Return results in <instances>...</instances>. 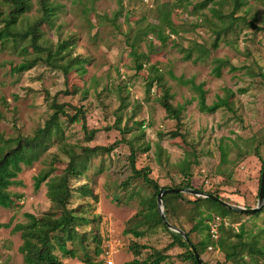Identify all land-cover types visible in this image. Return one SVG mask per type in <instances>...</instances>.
<instances>
[{
    "label": "rangeland",
    "instance_id": "rangeland-1",
    "mask_svg": "<svg viewBox=\"0 0 264 264\" xmlns=\"http://www.w3.org/2000/svg\"><path fill=\"white\" fill-rule=\"evenodd\" d=\"M27 1L30 10L23 15L24 24L18 26L24 31L41 15L40 0ZM49 1L58 7V13L53 27L40 29L42 40L54 46L64 41L71 43L67 52L87 62L83 66L88 74L81 78L84 82L73 73L69 88L61 71L44 64L22 75H13L12 64L19 65L33 55L30 40L23 41L22 48L18 49L0 43V133L5 139L33 136L52 114L46 101L49 95L65 104L71 116L84 107L82 121L89 131L96 132L93 140H87L83 122L70 124L66 118L61 119L64 142L74 147L77 154L83 153L82 148L114 147L110 152L92 157L86 172L71 180L70 208L88 220L77 229L80 236H85L83 246L80 241L74 245L80 255L84 246L91 257L98 246L103 253L115 247L118 251L112 257L114 264H125L136 258L145 260L152 249L165 252L172 242L163 226L153 227L143 239L123 234L126 227L132 229L135 225L136 220L130 221L140 211L141 200L153 195V190L141 178L133 176L129 160L131 145L138 150L136 168H149L150 177L162 188L185 183L180 163L188 155H197L199 164L192 168L193 189L216 193L234 206L248 209L258 206L264 163V32L256 28L264 27V0H245V6L236 12L234 19L232 0L222 3L221 7L213 2L204 6L208 0ZM213 8L221 9V19L212 15ZM5 9L8 13V8ZM168 11L169 23L178 34L163 44L151 29L158 26L166 35L170 33L163 22V15ZM219 29L223 35L219 47L214 49ZM195 45L210 51L207 61L184 60L188 51L193 50L194 57L198 55L199 48ZM135 51L139 57H148L143 60L142 72L137 70ZM214 59H225L237 70L225 67L221 77L216 78L212 73ZM153 66L156 71L152 70ZM154 74L162 77L164 87L155 83L149 94L147 85ZM171 75L205 84L209 105L223 96L225 89L234 91L233 110L223 109L215 114L200 112L194 101L196 93ZM165 88L173 96V105L184 108L180 126L159 104ZM173 132L183 135L186 141L181 136L172 138ZM136 139L140 140L136 142ZM54 141L39 162L23 168L18 184L10 188L19 207L1 209L0 223L13 221L14 227L27 222L26 213L41 217L50 210L46 184L35 191L34 183L35 177L53 160H58L55 165L58 172L68 165V155L60 150L55 138ZM117 142L120 143L116 145ZM223 144L227 146V162H222ZM254 147L260 148L259 157L244 155ZM183 196L184 201L172 204L171 224L189 232L199 212L205 217L219 215L225 220L221 236L233 237L232 241L238 243L236 236L243 231L246 241L264 246V208L257 216L237 213L223 217L211 212L208 205L187 204V200L195 201L197 197ZM207 235L205 230L191 233L195 243L205 240ZM135 242L150 249L142 250L136 257L130 250ZM21 245L20 234H13L11 229L0 230V264H24L19 251ZM72 247L69 243V248ZM185 253L178 247L166 251L171 259L163 264H192L181 258ZM55 254L61 258L59 250ZM201 258L205 264H233L226 263L225 254L216 244L209 245ZM96 261L106 264L103 254ZM245 261L264 264V259L247 257ZM62 264L83 263L62 259Z\"/></svg>",
    "mask_w": 264,
    "mask_h": 264
},
{
    "label": "trees",
    "instance_id": "trees-1",
    "mask_svg": "<svg viewBox=\"0 0 264 264\" xmlns=\"http://www.w3.org/2000/svg\"><path fill=\"white\" fill-rule=\"evenodd\" d=\"M227 0H208L204 3L206 6L209 2H213L214 5L221 7L222 3ZM245 0H232L233 14L238 12L243 6H245ZM40 17L30 25V27L24 31L18 28L20 24H24L23 20L25 17L23 15L30 10V4L27 0H0V43L3 46L10 45L14 48H22L21 44L23 41L30 40V46L32 47L33 55L28 56L19 65H13L11 67V74L22 75L23 73L29 72L30 70L37 67L39 64H44L53 70L61 71L66 78L67 85L70 84V78L72 74H77L78 80H82L87 76L88 71L83 65L87 62L81 57L73 58L70 53L67 52L72 47L71 43L64 41L58 43L57 46L49 43L46 40H42V34L40 29L44 26L53 27L54 19L57 17L58 7L50 3L49 0H40ZM8 8V13L6 9ZM221 9L213 8L211 10L212 15L221 19ZM171 17L170 11L165 12L163 15V22L169 27L170 33L166 35L165 31L161 30L160 27L153 26L151 32L156 35L161 43H166L170 37L177 35V31L174 29L172 24L169 23ZM237 21V20H234ZM259 32H264V27L256 28ZM223 33L221 29L216 31V40L213 44V48L217 49L219 43L221 42V37ZM45 41V42H44ZM134 48V46L132 45ZM199 48V53L194 57V52L188 51L185 56V61L193 60L194 63L205 62L210 57V51L203 46L195 45ZM136 54V64L138 72H142L144 68L143 60H147L148 57L142 55L139 57ZM214 68L212 70L213 76L220 78L222 75V69L225 67H230L231 71H236L237 68L231 66V64L225 59H214ZM152 70L156 71V67L153 66ZM172 78L179 84L185 87H189L193 92L196 93L197 97L194 101H197L198 109L200 112L205 114H215L220 110H233L232 99L235 97V92L230 89L224 90L223 96H218L216 101L211 105L207 103V91L204 89L205 84H197L193 79H184L182 77L177 78L171 75ZM84 81V80H82ZM162 77L154 74V78L150 80L147 85V93H151L155 83L162 85ZM85 82V81H84ZM72 86H75L72 85ZM69 88V85H68ZM70 94V91H66ZM173 96L170 91L166 88L163 91V95L159 99V104L165 110L167 116L170 119L177 121L178 126L182 124V114L184 108L182 106H174L172 103ZM46 101L52 114L49 120L45 123L44 127L38 128L34 135L31 137H23L21 135L15 138L5 139L0 133V210L1 209H13L19 207L17 198L12 194L10 188L17 185V179L22 173L24 167H31L34 163L39 162L43 155H45L51 146L55 144L54 138L58 141L60 150H62L69 157V162L67 167L62 171L58 172V168L55 167L58 160H53L49 165L42 170L36 177L34 183L35 191H39L43 184L47 187V198L51 203V208L48 212L43 214L41 217H37L33 214H24L26 223H18L13 227V221L8 223H0V230L11 229L13 234H20L22 240V245L19 248L20 253L23 255L24 264H62V259H76L83 264H102V261H96L101 257L103 251L98 246L96 248L94 257H91L88 250L84 246L83 255L79 254V250L74 245L81 242V245L85 243V236H80L78 232V227L82 224H87L88 220L80 215L76 209L70 208L71 199L73 196V189L71 186V180L75 177H80L88 169V162L90 159L98 153L110 152L113 150V146L110 148L106 147H96V148H82L83 153L77 154L74 147L68 145L64 142V133L62 118H66L70 124L82 123L83 131L86 135L87 140H93L95 131H89L84 120V107H82L77 113L71 116L68 113L67 106L65 104L58 103L57 99L47 96ZM120 122V119L118 120ZM123 133H129L128 131H123ZM172 138L182 137L186 141L183 135L178 132L170 133ZM140 139H136L138 142ZM120 143L117 142L116 145ZM131 144V143H130ZM149 150V147L145 149V152ZM221 156L222 162H227V146L221 145ZM138 150L131 145V155L129 157L131 170L133 176L136 178H141L142 181L153 190V195L150 198H144L141 200V209L132 218V221L136 220L135 225L132 229L127 228L124 230L123 234L126 236H133L136 239H143L146 234L152 230L153 227L163 226L166 228L167 232L171 235V244L164 251L157 249H152L151 253L147 256L145 260L134 259L125 264H163L171 259L170 255L166 254L175 247L184 249L186 253L181 255L185 261H191L192 264H198L195 259V252H197L200 257L203 251L209 245H215L225 254L226 263L233 264H247L245 259L248 257L251 260L264 259V246H258L255 241H246L244 238V232L242 231L240 235H237L238 243L232 241L233 237H219V240L215 242L210 233L209 222L219 215H208L203 216L199 212V217H196L194 226L191 231L185 232L183 227L176 224H171L172 216V204L174 201L181 200L184 201L183 194L165 195L163 197L164 209L166 218L172 226L183 231L186 235L184 238L181 234L171 231L167 225H165L158 208L157 197L162 189H167V187L162 188L155 180L150 177L151 170L149 168L138 170L136 168ZM260 148L254 147L253 149H248L245 151L244 155H255L259 157ZM264 162V160H263ZM199 164L197 155L190 157L189 155L184 158L180 163V173L184 178L185 183H181L179 186H172L170 189H185L192 188V168ZM264 163L262 166V170ZM261 170V175H262ZM58 173V174H57ZM125 185V184H124ZM209 185V182H208ZM82 190L88 195L92 196L86 187ZM205 194L214 195L221 200L228 203V200L220 197L216 193L204 192ZM94 197V196H93ZM94 199H96L94 197ZM187 204L193 205H208L211 212L217 213L226 217L227 215L234 214L236 212L223 207L220 203L198 198L195 201H186ZM251 209V208H249ZM259 215L256 213L255 216ZM224 220V219H223ZM224 225L220 227V233L224 231ZM207 231L208 235L205 240L194 242L191 233H200L201 231ZM69 243L72 244V248H69ZM150 249L147 245H140L135 242L130 246V250L137 256L141 254L142 250ZM56 250L61 253V258L55 254ZM203 260V259H202ZM205 264V263H204ZM258 264V263H256Z\"/></svg>",
    "mask_w": 264,
    "mask_h": 264
},
{
    "label": "water",
    "instance_id": "water-1",
    "mask_svg": "<svg viewBox=\"0 0 264 264\" xmlns=\"http://www.w3.org/2000/svg\"><path fill=\"white\" fill-rule=\"evenodd\" d=\"M174 194H190V195H193V196L198 197V198L209 199V200L220 203L223 207L230 209V210H232L238 214L253 215L255 213L260 212L264 208V167H263L262 175H261L260 190H259V197H258V206L256 208L248 209V208H244V207H240V206H234V205H231V204L221 200L220 198H218L214 195L205 194V193L198 191L196 189H193V188L162 189L161 192L159 193L158 197H157V203H158L160 215H161L165 225H167V227L171 231L178 233V234H181L184 238H186V235L183 231H181L178 228H175L174 226L169 224V222L166 218V215H165L163 197L165 195H174ZM194 254H195V259H196L197 263L198 264H204V261L202 260L200 255L197 252H195Z\"/></svg>",
    "mask_w": 264,
    "mask_h": 264
},
{
    "label": "built area",
    "instance_id": "built-area-1",
    "mask_svg": "<svg viewBox=\"0 0 264 264\" xmlns=\"http://www.w3.org/2000/svg\"><path fill=\"white\" fill-rule=\"evenodd\" d=\"M145 1H147V0H145ZM222 224H225V220L221 219L220 217H216L209 222L210 229H211L210 230L211 237L215 242H217L219 240L220 227L222 226ZM117 251L118 250H116V248L114 247L110 251H105L103 253V258H104L106 264H114L112 257L114 255V253H116Z\"/></svg>",
    "mask_w": 264,
    "mask_h": 264
}]
</instances>
